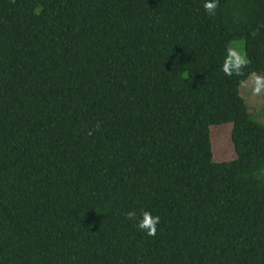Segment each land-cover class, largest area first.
Here are the masks:
<instances>
[{"label":"trees","instance_id":"16d2710c","mask_svg":"<svg viewBox=\"0 0 264 264\" xmlns=\"http://www.w3.org/2000/svg\"><path fill=\"white\" fill-rule=\"evenodd\" d=\"M215 3L0 0V264H264V0Z\"/></svg>","mask_w":264,"mask_h":264},{"label":"rangeland","instance_id":"374dc122","mask_svg":"<svg viewBox=\"0 0 264 264\" xmlns=\"http://www.w3.org/2000/svg\"><path fill=\"white\" fill-rule=\"evenodd\" d=\"M237 56L243 55V42L234 41L231 46ZM245 64V63H244ZM239 95L250 108V112L258 117V122L264 125V80L251 75L239 87ZM232 125H213L209 128L210 142L215 162L230 161L235 158V152L230 142Z\"/></svg>","mask_w":264,"mask_h":264},{"label":"clouds","instance_id":"9594fccd","mask_svg":"<svg viewBox=\"0 0 264 264\" xmlns=\"http://www.w3.org/2000/svg\"><path fill=\"white\" fill-rule=\"evenodd\" d=\"M203 8L206 14L208 15H214L215 9H216V3L215 0H204ZM246 63V61L243 58V55L237 56V54L232 51L231 49L228 50V62L224 66V71L228 72L229 67L231 68H239L241 65ZM135 217V213L129 212L127 213L128 219H133ZM159 222L158 216H152L148 212H143L141 214V218L137 220V227L140 230H143L146 232L147 235H153L155 233V226Z\"/></svg>","mask_w":264,"mask_h":264}]
</instances>
